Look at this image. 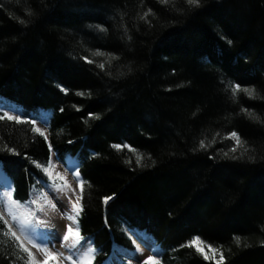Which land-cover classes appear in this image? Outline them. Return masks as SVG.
Masks as SVG:
<instances>
[{
	"label": "trees",
	"instance_id": "obj_1",
	"mask_svg": "<svg viewBox=\"0 0 264 264\" xmlns=\"http://www.w3.org/2000/svg\"><path fill=\"white\" fill-rule=\"evenodd\" d=\"M202 5L0 0V107L46 116L48 135L0 121V167L25 204L47 180L31 159L74 163L85 182L75 227L94 240L95 264L136 248L129 227L161 264H216L221 253L223 264H264V0ZM197 236L216 259L187 246ZM4 239L0 264H12Z\"/></svg>",
	"mask_w": 264,
	"mask_h": 264
},
{
	"label": "snow or ice",
	"instance_id": "obj_2",
	"mask_svg": "<svg viewBox=\"0 0 264 264\" xmlns=\"http://www.w3.org/2000/svg\"><path fill=\"white\" fill-rule=\"evenodd\" d=\"M160 2L167 3L168 0H160ZM184 4L187 5V8H179L177 11L187 14L188 12H195L197 9H200L202 5V0H183ZM149 13H152V9L149 8L147 12L143 14L141 19H144L148 16ZM154 15V13H153ZM24 24H27V21H21ZM129 40L132 39L131 36L128 37ZM229 44L232 42L229 40ZM84 59L87 61L88 57L85 56ZM91 63V61H88ZM101 68L104 67L103 64L100 65ZM129 72L132 71L131 68L128 69ZM61 90L64 92H68L67 88H63L61 85ZM238 90H241L240 84H234L232 87L233 95L236 94ZM243 91L249 96H253V91L249 88H244ZM83 95V93H79ZM244 111H248V109H243ZM0 112L3 114L0 115V121L5 119L9 121H14L17 124L31 123L32 131L34 133H38L40 136L44 138L45 141L48 140V135L45 131L39 127H36L35 120H29V114L25 113L23 115H13L9 111H4L3 107H0ZM89 117L98 118V114L89 112ZM46 122V121H45ZM230 137L236 139V143H240L239 134L236 131L229 132L227 134ZM71 144L72 141H69ZM127 146V145H125ZM200 148L206 147L204 140H200L199 142ZM114 148H121L122 145L114 144ZM130 147V146H128ZM5 149L7 152L17 153L16 148H9L5 145ZM49 152L53 151V145L51 143L48 144ZM235 152V147L232 149ZM27 156V152L24 153ZM93 156H98L99 153L93 152ZM227 156V153H225ZM61 159L59 153L55 157H49V163L46 166L45 164L40 163L35 159H31V163L36 166L37 169H40L45 176H47V180H40V183L46 188L48 191L44 193V198L41 204L39 199H32L30 202H25L27 206H22V202L19 199L14 198L13 190H11L10 182L6 174L0 171V187L4 188L3 192H0V203L3 205L2 211H0V223H2V227H0V236H3L4 243H11L13 251L11 253L6 254V259H11L12 256H15V260L12 261V264H20L22 261L23 264H95L96 253L98 252V248L92 246L94 245V240L91 238H86L81 234V230L79 227H73L72 224L66 225V230L63 231L62 236L56 233L55 229L51 230L50 239L45 242L37 243L35 237L36 229L38 224L43 226V222L38 219L39 213L44 211V206L51 204L53 208H57L58 205H62L63 199L61 197H57L55 201L51 200L48 196V193H52L55 191L63 192L64 198L67 200L68 204L71 206V214H68L63 208H60V215L67 216V219L70 221H76L79 223V218L82 216L84 212V205L82 203L84 199V185L85 182L81 178V174L79 171L73 173V175L77 178L76 187H72L68 181L62 176L59 172L55 174L52 171V159ZM243 158V153L240 156L233 155L231 159L239 160ZM249 159H254V157H249ZM136 163L140 164V158L137 157ZM155 163V161H153ZM59 179L61 183L57 184L56 180ZM76 188L79 189V194H76ZM43 191V189H41ZM75 195V199L73 196ZM116 193L112 195H106L103 197V202L107 206L110 201L114 200ZM35 205L36 207H32ZM129 231L135 235V231L129 227ZM59 239L61 243L67 249V252H58L52 251L49 247V243L52 240ZM148 237H145L144 243L146 246L151 247L148 244ZM199 237H194L192 241L187 242L188 247H196L198 252H201L204 255L206 260L216 259L215 256H209L207 252H204L203 248L200 247L199 244H195V241H199ZM237 242H239V237L236 238ZM133 244L136 245V248L133 250L132 258L139 260V256L136 255L140 251V246L137 244L136 240L132 241ZM202 243V242H201ZM264 243V241H262ZM85 244L88 246L85 247ZM31 246V247H30ZM113 247H119L117 245H113ZM211 248V245L208 246ZM33 248L39 249L40 252L43 253V259H37L35 253L33 252ZM123 250V249H122ZM215 252V249H212ZM26 254V255H25ZM225 257L223 253L220 254L219 259L216 260V264H223ZM148 261H152L153 264H161V259L159 256H148L144 260L140 261V264H148ZM105 264H109V262H105ZM131 264V261H129Z\"/></svg>",
	"mask_w": 264,
	"mask_h": 264
},
{
	"label": "rangeland",
	"instance_id": "obj_3",
	"mask_svg": "<svg viewBox=\"0 0 264 264\" xmlns=\"http://www.w3.org/2000/svg\"><path fill=\"white\" fill-rule=\"evenodd\" d=\"M4 111H9L13 115H19V111L14 106H8L3 107ZM3 113L1 112V115ZM36 121V127H39L43 129L46 133L47 128V121L46 116H41ZM46 121V122H45ZM52 157V155H50ZM52 171L55 174L56 172H59L62 176L65 177V179L68 181V183L72 187H76L77 178L73 175V173L77 172L75 165L72 161H68L66 164L61 163L57 159H52ZM46 179L47 176H45ZM56 183L59 184L61 181L59 179L56 180ZM11 187V185H10ZM43 189V191L41 190ZM5 189L0 187V192H3ZM48 190L43 187V185H40V187L34 191L32 199H39L43 201L44 193ZM76 194H79V189L76 188ZM48 196L51 200L55 201L57 197H61L63 199L62 205H58L57 208H53L51 204L44 206V211L39 213L38 219L43 222V226L39 225L36 229L35 239L37 243L45 242L50 239L51 230L55 229L56 233L62 236L63 231L66 230V225L72 224L73 227H75V221H70L67 219V216H61L60 215V208H63L64 211H66L68 214H71V206L68 204L67 200L64 198V193L55 191L52 193H48ZM31 199V200H32ZM73 199H75V195L73 196ZM30 202V201H29ZM22 206H27L26 204H22ZM32 207H36L33 205ZM3 205L0 203V211H2ZM132 240H136L137 244L140 246V251L136 253L137 256H139V260L132 258V252L122 250L119 256L111 257L106 262H109V264H129V261H131V264H140V261L144 260L148 256H157L158 255V248L153 245L150 238L148 239V244L151 245V247L146 246L143 242L145 237L141 233H136L133 235V233L128 232ZM88 245L85 244V247ZM136 246V245H135ZM31 247V246H30ZM49 247L52 251H58V252H67V249L65 246L61 243L59 239L52 240L51 243H49ZM33 252L35 253L37 259H43V253L39 251V249L33 248ZM205 252L208 253L209 256H216V253L212 251L209 247H204ZM67 264V261L65 262Z\"/></svg>",
	"mask_w": 264,
	"mask_h": 264
},
{
	"label": "bare ground",
	"instance_id": "obj_4",
	"mask_svg": "<svg viewBox=\"0 0 264 264\" xmlns=\"http://www.w3.org/2000/svg\"><path fill=\"white\" fill-rule=\"evenodd\" d=\"M0 171H2V169L0 168ZM3 172V171H2Z\"/></svg>",
	"mask_w": 264,
	"mask_h": 264
}]
</instances>
